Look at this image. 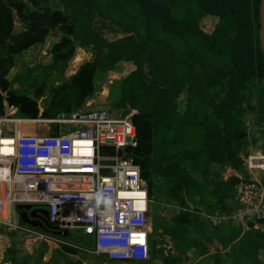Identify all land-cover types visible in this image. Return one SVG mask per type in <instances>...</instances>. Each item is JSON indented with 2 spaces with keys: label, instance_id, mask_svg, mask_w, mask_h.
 I'll use <instances>...</instances> for the list:
<instances>
[{
  "label": "trees",
  "instance_id": "trees-1",
  "mask_svg": "<svg viewBox=\"0 0 264 264\" xmlns=\"http://www.w3.org/2000/svg\"><path fill=\"white\" fill-rule=\"evenodd\" d=\"M51 1L56 0H28V4L0 0V118L8 108L33 120L71 115L94 95L97 72L131 63L135 69L122 80L120 98L114 103L116 110L134 113L137 146L127 154L140 166L147 183L153 221L154 204L176 200L181 208L172 223L157 215L153 223V231L155 227L164 235L172 234L179 253L173 254L152 238L151 260L144 264H155L158 259L163 264H187L197 252L200 257L210 254L205 241L212 242L207 235L213 228L202 215L212 218L220 211L230 216L238 185L235 179L210 180L212 169L229 165L243 171L242 151L249 144L244 118L258 111L257 119L264 125V56L259 41L262 0H59L65 11L51 8ZM96 15L111 20L128 37L103 42L94 30ZM207 16L218 20L211 34L200 27ZM17 19L22 26L19 33L15 32ZM53 33L61 35L51 51L60 76L74 59L77 43L93 51L94 58L66 82L48 86L34 78L28 87L34 89L32 97L21 90L27 89L26 79L11 82L8 76L17 56L44 45ZM144 66L165 91L144 83ZM17 83L21 88L15 87ZM127 85L132 89L127 90ZM255 87L259 88L257 110L249 102ZM185 90L189 98L183 109L178 99ZM41 101L48 102L42 117ZM186 167L194 177L184 175ZM223 225L227 224L213 230H223ZM229 229L230 235L220 239L237 242L234 251L241 259L236 261L264 264V235L242 236L239 229ZM63 249L72 255L79 252ZM12 251L9 248L7 254L13 255Z\"/></svg>",
  "mask_w": 264,
  "mask_h": 264
},
{
  "label": "built area",
  "instance_id": "built-area-1",
  "mask_svg": "<svg viewBox=\"0 0 264 264\" xmlns=\"http://www.w3.org/2000/svg\"><path fill=\"white\" fill-rule=\"evenodd\" d=\"M8 109L0 118V228L35 244L69 248L76 246L53 232L81 230L94 239L93 255L113 264L149 262L154 221L148 186L127 154L137 146L134 113L94 108L93 101L55 121L14 117ZM41 124L57 126L38 133ZM252 159L243 171L227 168V179L238 180L232 214L210 218L214 226L229 221L242 236L264 235V169ZM18 206L45 210L51 231L13 220Z\"/></svg>",
  "mask_w": 264,
  "mask_h": 264
},
{
  "label": "rangeland",
  "instance_id": "rangeland-1",
  "mask_svg": "<svg viewBox=\"0 0 264 264\" xmlns=\"http://www.w3.org/2000/svg\"><path fill=\"white\" fill-rule=\"evenodd\" d=\"M25 2L28 4V0H25ZM50 7L59 8L62 11L66 10L64 3L59 0L51 1ZM30 8H33V6L31 5ZM176 14L177 16H180L179 11H177ZM217 23L218 20L216 18L207 16L201 20L200 27L204 32L211 34L214 32ZM93 26L100 39L106 43L117 42L128 37L122 33L121 28L118 25L113 23L111 20L100 17L99 15H96ZM21 30L22 26L17 19L15 32L19 33ZM60 38V34L53 33L47 39L44 45L37 46L17 56L15 58V68L8 76L9 81L17 82V79L20 77L26 79L25 84L27 89L25 86L21 88L18 83L15 85V87L17 89L21 88L22 91L29 92V95L33 97L34 89H28V87L31 86L34 78L38 77L39 84H42V82L46 81L48 86H52L57 83H63L68 81L83 64L93 60V51L86 48H80L79 44L77 43V52L74 59L69 62L65 74L60 76L59 68L54 64L51 54L53 46L59 42ZM134 69L135 68L131 63H119L113 71L97 72L95 77L96 90L94 95L89 99V101L94 102V108L104 107L109 111L111 109L115 110L116 108L114 105L113 107H109L106 104L109 102H113L114 104L120 98V90L122 89L121 82L124 78H127V76L133 72ZM142 79L144 83L150 85L154 90H159L160 92L166 90L165 87H162L152 79V76L149 75L148 68L146 66L143 67ZM126 88L127 90H131L132 86L127 85ZM261 89L264 93V80L262 81ZM48 94L49 90L47 92V95ZM258 94L259 88L255 87L249 99V102L256 110ZM188 98L189 94L185 90L178 99V104L180 107H183V109H185L188 105ZM47 105L48 102L45 101L41 104L42 108H45ZM120 111L122 113H128V111L125 109H121ZM8 113L14 117L20 118L19 113L14 109H8ZM257 116L258 111H250L244 118L249 134V144L243 149L242 157L246 160H248L250 157H254L252 160H258L259 162H262L257 166L264 169V158L261 157L264 155V125L259 123ZM48 120L55 121L58 120V118ZM56 126L57 125L55 124H41L38 125L37 132H53ZM178 161L179 159H177V162ZM228 167L229 165L214 167L212 169L213 175L210 176V180H217V178L222 181L231 180L227 179L228 175L226 173ZM184 175L193 176L192 171L189 170L188 167H186ZM259 177L264 179V174L261 173ZM162 180L165 181V179ZM154 208L155 216H161L163 220L168 223H172L174 216H176L181 211L180 203H178L176 200H172L171 202L166 200L161 205L154 204ZM219 215L220 218H223L221 216H224L220 211ZM202 216L212 225L213 229L216 228V226H214L211 222L210 218L205 217L204 214ZM14 218H17L18 222H20V216L18 212ZM212 221L216 220L214 219ZM225 223L227 225H223V230L214 231L213 229H210L211 231L207 235L210 240H212V242L207 241V239L205 241V246L209 248L210 254L200 257L199 252H197L194 257L195 259H191V261H189L187 264H243L236 261L241 259L239 254L234 251L237 242L232 244H229L226 241L221 242L220 238H227L230 235L229 228L233 229L234 227L231 226L232 224L229 221H225ZM153 232V241L155 240L163 242L164 245L173 252V254L179 253L171 240L172 234L164 235L161 231L155 230V227ZM75 233L76 234H71V237L73 238L72 242L82 245V234L79 232ZM9 237L11 239L9 240V246H11L9 248H12L13 255L7 254V250L9 248L6 251L4 249H0V264H110L102 257L87 256L81 251H79L77 254L79 259H72L71 257L64 255L61 248L58 249L54 247L51 249L50 246L43 243L42 245H35L27 237H23L21 239L16 235H9ZM261 257L264 259V255ZM125 264L136 263L131 262ZM155 264H163V262L161 259H158Z\"/></svg>",
  "mask_w": 264,
  "mask_h": 264
},
{
  "label": "water",
  "instance_id": "water-1",
  "mask_svg": "<svg viewBox=\"0 0 264 264\" xmlns=\"http://www.w3.org/2000/svg\"><path fill=\"white\" fill-rule=\"evenodd\" d=\"M259 14H260L259 41H260L261 50L264 56V0L261 1ZM41 104H42V101L40 102V117H42L44 113V109L42 108ZM106 105L109 107H113V102H109ZM242 159L244 161V164H246L247 160L243 157ZM17 210L20 213L21 221L23 224L30 226L32 228H35V229L47 230V228L44 227L45 223L43 224L41 222V220L43 219L45 220V218H47V212L45 210L35 209L32 206H18ZM54 234L59 237H62V236L67 237L69 235L68 232H65L64 235L61 232H54Z\"/></svg>",
  "mask_w": 264,
  "mask_h": 264
},
{
  "label": "crops",
  "instance_id": "crops-1",
  "mask_svg": "<svg viewBox=\"0 0 264 264\" xmlns=\"http://www.w3.org/2000/svg\"><path fill=\"white\" fill-rule=\"evenodd\" d=\"M79 70V69H78ZM76 73V72H75ZM17 212L19 213V211L17 210ZM17 212H16V214H17ZM16 214H15V216H16ZM17 219V218H16ZM15 218H14V216H13V220H16ZM20 219V218H19ZM18 220V219H17ZM45 220H46V222H45ZM45 220L43 219V220H41V222L44 224V227L45 228H47V230L48 231H51L50 230V228H49V225H48V222H47V218H45ZM44 221V222H43ZM44 231V230H43ZM65 232H68L69 233V235L67 236V237H64V236H62V238L66 241V242H68V243H70V244H72V245H74V246H76V248H73V249H77V250H79V251H81L82 253H84L85 255H87V256H96V255H93V254H91L90 253V250H93L94 249V239H93V237H89V236H86L84 233H83V231H65ZM65 232H61L63 235H64V233ZM75 232H79V233H81L82 234V245H78V244H76V243H74V242H72L73 241V238L71 237V234H76ZM54 233V232H53ZM9 235H16L17 237H19L20 239L21 238H23L24 236H22L21 235V233H18V232H10L9 230H7L6 228H0V249H4L5 251L9 248V247H11V246H9V240H11L10 239V237H9ZM31 241V240H30ZM12 242V241H11ZM32 242V241H31ZM33 243V242H32ZM33 244H35V243H33ZM43 244H46V243H43ZM36 245V244H35ZM39 245H42V244H39ZM48 246H50V248L52 249V248H58V249H60L61 248V250L63 251V253H64V255H66V256H68V257H71L72 259H79L78 258V256H77V254L79 253H77L76 255H72V254H69V253H67V252H65L64 251V247H58V246H53V245H50V244H47ZM78 246H81V247H83V248H79ZM8 251V250H7ZM6 253V252H5ZM97 257H100V256H97ZM103 258V257H102ZM104 260H106L105 258H103Z\"/></svg>",
  "mask_w": 264,
  "mask_h": 264
},
{
  "label": "flooded vegetation",
  "instance_id": "flooded-vegetation-1",
  "mask_svg": "<svg viewBox=\"0 0 264 264\" xmlns=\"http://www.w3.org/2000/svg\"><path fill=\"white\" fill-rule=\"evenodd\" d=\"M114 105V104H113Z\"/></svg>",
  "mask_w": 264,
  "mask_h": 264
}]
</instances>
